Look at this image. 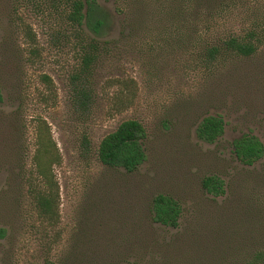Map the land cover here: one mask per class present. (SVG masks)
<instances>
[{"label": "rangeland", "instance_id": "rangeland-1", "mask_svg": "<svg viewBox=\"0 0 264 264\" xmlns=\"http://www.w3.org/2000/svg\"><path fill=\"white\" fill-rule=\"evenodd\" d=\"M67 1L0 0V264H264V154L232 150L243 134L264 146V37L248 56L204 58L259 34L264 0H82L105 14L78 31L98 44L84 73ZM206 116L222 120L211 142ZM125 119L145 132L133 171L96 155ZM157 195L176 202L175 225L152 218Z\"/></svg>", "mask_w": 264, "mask_h": 264}, {"label": "trees", "instance_id": "trees-1", "mask_svg": "<svg viewBox=\"0 0 264 264\" xmlns=\"http://www.w3.org/2000/svg\"><path fill=\"white\" fill-rule=\"evenodd\" d=\"M69 6L65 14V19L70 27L74 30V35L78 41H83L80 49L81 68L79 72L84 73L90 62L93 60V51H96L98 44L93 39L82 40L79 37L78 31L84 19L93 30H97L103 24L104 13L101 8L95 6L94 3L87 4L82 0H68ZM102 13V14H101ZM101 14V15H100ZM264 37V29L258 34L254 30H250L241 38L237 36H228L222 41L214 42L204 51L205 60L214 61L217 57L226 52H231L238 56H248L256 49L261 38ZM77 75H73L72 79H77ZM43 80H47L45 75ZM76 87V86H75ZM76 96L85 99L86 93L78 86L75 88ZM83 102V101H80ZM222 131V120L218 116L204 117L197 127V136L205 141L211 142ZM145 136L144 128L141 123L135 119H125L117 124V126L107 134H105L98 142L96 155L98 160L108 166H120L126 171H133L143 161L144 152L141 146ZM234 155L245 164H250L262 154H264V146L262 143L251 134H243L232 143ZM44 178V183H50L47 178V172L44 169L39 171ZM48 181V182H47ZM203 187L212 192L218 188L217 180L211 176L205 177L202 180ZM52 194H42L38 197L40 210L47 214L51 212ZM53 202V201H52ZM152 218L166 225H175L176 216L178 214V206L171 198L157 195L153 200ZM252 261L246 264H253Z\"/></svg>", "mask_w": 264, "mask_h": 264}]
</instances>
